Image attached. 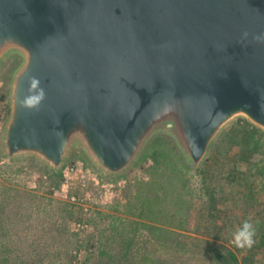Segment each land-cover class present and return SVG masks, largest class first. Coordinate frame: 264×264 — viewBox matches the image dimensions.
<instances>
[{
	"label": "water",
	"instance_id": "obj_1",
	"mask_svg": "<svg viewBox=\"0 0 264 264\" xmlns=\"http://www.w3.org/2000/svg\"><path fill=\"white\" fill-rule=\"evenodd\" d=\"M260 34L264 0H0V72L21 58L2 158L57 171L78 148L118 176L161 134L197 168L233 119L264 131Z\"/></svg>",
	"mask_w": 264,
	"mask_h": 264
},
{
	"label": "rangeland",
	"instance_id": "obj_2",
	"mask_svg": "<svg viewBox=\"0 0 264 264\" xmlns=\"http://www.w3.org/2000/svg\"><path fill=\"white\" fill-rule=\"evenodd\" d=\"M20 62L15 56L0 72V140ZM248 123L233 119L197 168L158 134L118 176L78 148L54 171L33 158L8 162L0 144V264H264L257 230L251 248L232 242L245 219L264 230V131L252 125L261 132L257 152L242 160Z\"/></svg>",
	"mask_w": 264,
	"mask_h": 264
},
{
	"label": "clouds",
	"instance_id": "obj_3",
	"mask_svg": "<svg viewBox=\"0 0 264 264\" xmlns=\"http://www.w3.org/2000/svg\"><path fill=\"white\" fill-rule=\"evenodd\" d=\"M247 33H244V36L247 37ZM257 41L264 42V34H260L254 37ZM37 85V81L35 79L32 80V87L35 88ZM44 98V93L41 90L38 96L33 95L27 97L22 103L25 107H35L39 104V102ZM256 228L251 220L245 219L241 222V224L236 228L232 235V242L237 248H251L255 243Z\"/></svg>",
	"mask_w": 264,
	"mask_h": 264
},
{
	"label": "trees",
	"instance_id": "obj_4",
	"mask_svg": "<svg viewBox=\"0 0 264 264\" xmlns=\"http://www.w3.org/2000/svg\"><path fill=\"white\" fill-rule=\"evenodd\" d=\"M248 127H246L244 130H243V133H242V137L245 139L246 143H245V147L248 149L247 153L245 154L244 157H241L242 160H245L247 159L249 156H251V154L257 152V145L259 143L258 139H256L254 137L255 134H261V132L255 128L254 126L250 125L248 123ZM258 170H260V174L262 176H264V160H261V163L258 165ZM252 188H253V185H252ZM259 189L261 191H264V183L261 182L260 184V187ZM214 198H211L210 197V201L213 202ZM213 206V205H212ZM260 224L261 226H264V218H261L260 220ZM257 230V239L259 241H261L262 243H264V230H262L261 232L259 231V229H256ZM261 230V229H260ZM230 256L232 258H234V255L233 254H230Z\"/></svg>",
	"mask_w": 264,
	"mask_h": 264
},
{
	"label": "crops",
	"instance_id": "obj_5",
	"mask_svg": "<svg viewBox=\"0 0 264 264\" xmlns=\"http://www.w3.org/2000/svg\"><path fill=\"white\" fill-rule=\"evenodd\" d=\"M249 191V190H248ZM247 209V208H246ZM249 209V208H248Z\"/></svg>",
	"mask_w": 264,
	"mask_h": 264
}]
</instances>
